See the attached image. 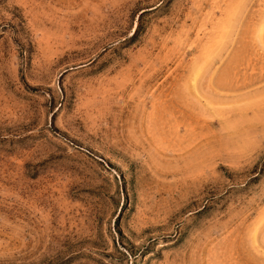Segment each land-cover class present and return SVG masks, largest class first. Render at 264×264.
<instances>
[{"label":"rangeland","instance_id":"1","mask_svg":"<svg viewBox=\"0 0 264 264\" xmlns=\"http://www.w3.org/2000/svg\"><path fill=\"white\" fill-rule=\"evenodd\" d=\"M0 264H264V0H0Z\"/></svg>","mask_w":264,"mask_h":264}]
</instances>
